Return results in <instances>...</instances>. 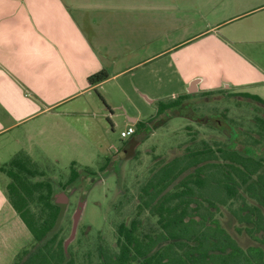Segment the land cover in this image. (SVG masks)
<instances>
[{"label": "crops", "instance_id": "1", "mask_svg": "<svg viewBox=\"0 0 264 264\" xmlns=\"http://www.w3.org/2000/svg\"><path fill=\"white\" fill-rule=\"evenodd\" d=\"M102 69L108 78L89 85ZM108 83L156 109L164 96L184 93L264 100V0H0V164L38 148L74 150L72 160L86 165L77 156L99 145L83 126L102 119L93 94ZM122 113L124 128L136 131L138 116ZM1 174L2 217L19 218Z\"/></svg>", "mask_w": 264, "mask_h": 264}, {"label": "trees", "instance_id": "2", "mask_svg": "<svg viewBox=\"0 0 264 264\" xmlns=\"http://www.w3.org/2000/svg\"><path fill=\"white\" fill-rule=\"evenodd\" d=\"M108 76L106 70H99L87 78L88 84ZM240 95L264 109L262 98ZM190 97L184 93L158 100L155 116L179 111ZM220 115L226 117L224 112ZM255 119L256 130L247 142L250 146L264 142V113ZM151 121H137L134 134ZM190 135L191 143L182 153L160 158L140 184L133 216L115 225L114 245L97 233L95 243L81 246L86 235L81 229L66 251L64 222L70 220L63 216L57 225L61 202L55 193L58 187L65 191L95 171L72 161L65 181H54L28 154L16 152L0 164V172L7 178L6 199L31 241L15 253L10 264H264V152L238 150L228 145L234 142L230 139L222 143L197 138L193 132ZM222 209L231 213L240 224L237 231H244L254 244L244 247L238 243L218 217Z\"/></svg>", "mask_w": 264, "mask_h": 264}, {"label": "rangeland", "instance_id": "3", "mask_svg": "<svg viewBox=\"0 0 264 264\" xmlns=\"http://www.w3.org/2000/svg\"><path fill=\"white\" fill-rule=\"evenodd\" d=\"M193 12L194 10L191 9L185 16H191ZM190 31L192 32L193 29ZM109 84H106L104 89L100 88L94 91L93 96L95 104L105 111L104 106L106 105L103 103L105 100L102 94L105 95L111 102L110 108L106 112L101 109L102 119H99L97 124L89 123L90 128L88 125L83 126L89 132L84 136L85 139L89 140L92 136L94 144L98 143L99 149L94 150L93 153L86 151L77 156L81 163H86V165L80 163V167L88 166L95 173L84 174L80 180L69 186L70 189L67 190H72V193L62 194L59 188L55 193V199L64 204V219L70 220L69 223L68 221L64 222L65 233L68 236L78 201L83 196L85 197L82 216L76 232L78 235L81 229L86 231L81 246L95 243L97 233L107 244L114 245L115 225L120 220L130 219L133 216L140 184L150 175L151 169L160 158L166 160L182 153L184 147L191 143L190 137L192 136L190 134L192 132L197 134V138L209 141L228 143V139H230L234 142H230L228 145L233 144L241 151L246 148L244 151L248 153L252 149L247 148L249 147L247 142L252 140L251 136L256 130L253 118L264 113L260 104L250 98L237 93L226 94L220 91L212 93L210 96L192 95L179 111L168 110L165 115L154 116L157 110L156 104L149 105L145 101H141L137 94L128 92L125 94ZM170 97L164 96V99ZM90 107L94 109L93 106ZM123 110H126L132 117L138 116L139 120L152 118V122L147 123L135 135L121 139L120 131L125 129ZM220 112H224L226 117L223 118ZM194 116L209 117L206 123L203 122L204 117L200 123L198 122L200 120L189 118ZM161 118L164 122L160 120ZM159 120L161 124L156 125ZM36 123L29 122L28 124ZM27 128V124L22 126V132ZM187 129L192 130L190 134ZM40 137V135L37 137L38 142L41 141ZM117 148H121L120 153L115 152ZM254 149L255 154L264 152V142L256 145ZM59 152L58 149L47 152L37 148L32 154V160L37 163L38 169L47 171L46 173L52 180L64 182L68 176L72 158L77 152L71 149H67L68 154H65V150L61 154ZM132 153L137 155L133 156ZM107 155L109 157H106ZM125 155L130 157L126 158V162L122 166V180L117 188V181L120 177L115 173V169H118V158ZM153 156H157V158ZM9 159V156L3 157L4 162L1 164ZM103 165L106 166L103 167ZM108 168L114 172H108ZM2 180L3 175L0 173V182L3 183ZM2 213L0 210V225L3 223L6 225L3 236L0 235V240L3 241V247L0 250V264H9L17 250L22 246L29 245L31 235L17 216L6 213L2 217ZM218 217L241 246L245 247L255 243L244 231H237L236 227L240 224L227 209H222ZM8 221L9 223H7Z\"/></svg>", "mask_w": 264, "mask_h": 264}, {"label": "water", "instance_id": "4", "mask_svg": "<svg viewBox=\"0 0 264 264\" xmlns=\"http://www.w3.org/2000/svg\"><path fill=\"white\" fill-rule=\"evenodd\" d=\"M197 82H198L197 79H194V80H192L190 82L189 87L187 88L188 93H192V92L197 90V86H196ZM83 208H84L83 204L82 205L81 204L78 205V207L76 208V210H75V212H74V214L72 216L71 230H70L69 236L64 240V243H63L65 251L67 250V247H68L69 243L76 236V232H77L78 225L80 223V219H81V216H82ZM63 213H64V204L61 203V210H60V214H59V217H58V220H57V225L60 224V220L63 217Z\"/></svg>", "mask_w": 264, "mask_h": 264}, {"label": "flooded vegetation", "instance_id": "5", "mask_svg": "<svg viewBox=\"0 0 264 264\" xmlns=\"http://www.w3.org/2000/svg\"><path fill=\"white\" fill-rule=\"evenodd\" d=\"M203 117H204V119H203ZM203 117H195V116H194V117H189V118H190L191 120H197V121L200 120V121H198V122H200V123L202 122V119H203V122L206 123V121H208L207 119H208L209 116H208V117H207V116H203ZM253 119H254V123H253V124H254V126L256 127V125H257L256 122H255L256 119H255V118H253ZM204 125H205V124H204ZM248 146H249V147H247L248 149L251 148V149H253V150L255 151V149H254L255 146H253V145H251V146L248 145ZM132 155H133V153H132ZM136 155H137V154L134 153L133 156H136ZM129 157H130V156L127 157V156L125 155L124 157H121V158L119 157V158H118V163H117V167H118V169H117V170L115 169V173H116L120 178H119V180L117 181V188H118V184H119V183L121 182V180H122V179H121V178H122V174H121V172H122V169H123L122 166H123V164L126 162V158H129ZM153 157L157 158V156H153ZM159 158H160V157H159ZM104 167H105V166H104ZM108 169H109V168H108ZM107 171H108V172H109V171L114 172V170H111V169H109V170H107ZM119 185H120V184H119ZM58 188L60 189V190L58 189L59 191H62V189H61L60 187H58ZM68 189H70V188H68ZM117 191H118V190H117ZM65 192H66V193H67V192H68V193H72V190H71V191H69V190L62 191V194H63V193L65 194ZM84 198H85V197L83 196V198H82L81 200L78 201V205H80V204L82 205L83 203H85V199H84Z\"/></svg>", "mask_w": 264, "mask_h": 264}, {"label": "built area", "instance_id": "6", "mask_svg": "<svg viewBox=\"0 0 264 264\" xmlns=\"http://www.w3.org/2000/svg\"><path fill=\"white\" fill-rule=\"evenodd\" d=\"M135 128L133 125L128 126L126 129L120 131V138L125 139L128 136L134 134Z\"/></svg>", "mask_w": 264, "mask_h": 264}]
</instances>
